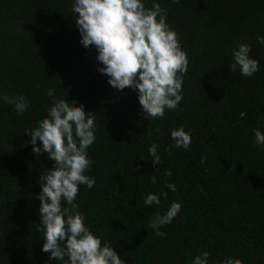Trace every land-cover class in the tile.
<instances>
[{"label": "trees", "instance_id": "1", "mask_svg": "<svg viewBox=\"0 0 264 264\" xmlns=\"http://www.w3.org/2000/svg\"><path fill=\"white\" fill-rule=\"evenodd\" d=\"M71 2L0 0V95H23L29 104L18 114L0 100V264H62L48 261L37 231L38 179L53 162L47 153L36 156L24 133L47 115L49 89L93 113L85 174L95 184L80 185L75 203L125 264H191L202 252L208 264L229 257L264 264V148L255 146L253 131L264 132V45L256 42L264 36V0H156L188 69L179 106L150 120L136 91H117L97 71L96 50L81 45ZM240 43L259 62L252 77L228 70ZM181 126L191 134L189 150L169 149L170 130ZM153 142L158 165L147 152ZM162 191L167 199L158 207L143 205L146 194ZM173 201L181 210L156 236L149 220Z\"/></svg>", "mask_w": 264, "mask_h": 264}, {"label": "clouds", "instance_id": "2", "mask_svg": "<svg viewBox=\"0 0 264 264\" xmlns=\"http://www.w3.org/2000/svg\"><path fill=\"white\" fill-rule=\"evenodd\" d=\"M175 2V0H173ZM146 0H72L71 15L80 34V43L85 48L96 50L97 71L108 77L107 83L122 91L129 88L137 92L140 111L150 119L162 118L166 110H175L183 99V77L188 69V58L182 50L177 33L166 23L167 12L153 0L150 8ZM256 42L264 45V36L257 35ZM252 46L240 43L231 49L230 71H238L242 77H252L260 70L259 62L251 58ZM51 100L47 115L37 125L24 133L30 136L31 151L40 156L47 153L53 162L50 169L40 175L38 183L40 201L38 212L42 232L41 251L49 253L48 261L62 264H125L121 255L108 241L85 225L84 216L75 203L79 186L92 189L95 178L85 174L91 166L87 149L95 140L93 113H86L83 105L66 98H57L53 89L47 90ZM0 100L11 104L19 114L29 104L23 95L9 97L0 95ZM245 112L240 116L244 117ZM254 144L264 148V132L254 129ZM172 144L169 149L189 150L191 134L184 127L170 130ZM40 142L37 145V142ZM158 145L153 142L148 155L153 165L160 163ZM170 176V172H165ZM155 185V174L149 177ZM170 191H176L168 183ZM161 197L167 194L148 193L143 198L146 207L159 206ZM62 202L64 207H62ZM181 204L173 201L166 211L156 212L148 226L156 236L165 233L160 229L171 223L180 212ZM208 253L193 257L191 264H208ZM219 264H241L231 257Z\"/></svg>", "mask_w": 264, "mask_h": 264}, {"label": "rangeland", "instance_id": "3", "mask_svg": "<svg viewBox=\"0 0 264 264\" xmlns=\"http://www.w3.org/2000/svg\"><path fill=\"white\" fill-rule=\"evenodd\" d=\"M0 42H1V40H0Z\"/></svg>", "mask_w": 264, "mask_h": 264}]
</instances>
